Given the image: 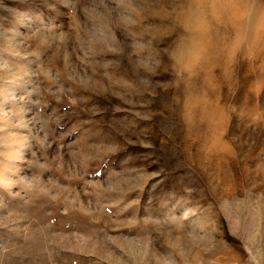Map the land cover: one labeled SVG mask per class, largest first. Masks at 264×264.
<instances>
[{
	"label": "rangeland",
	"instance_id": "1",
	"mask_svg": "<svg viewBox=\"0 0 264 264\" xmlns=\"http://www.w3.org/2000/svg\"><path fill=\"white\" fill-rule=\"evenodd\" d=\"M0 264H264V0H0Z\"/></svg>",
	"mask_w": 264,
	"mask_h": 264
}]
</instances>
